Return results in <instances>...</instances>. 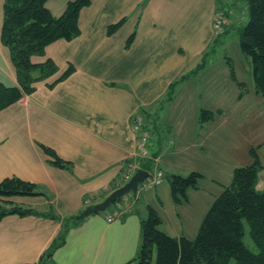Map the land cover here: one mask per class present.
I'll return each mask as SVG.
<instances>
[{
  "label": "crops",
  "instance_id": "1",
  "mask_svg": "<svg viewBox=\"0 0 264 264\" xmlns=\"http://www.w3.org/2000/svg\"><path fill=\"white\" fill-rule=\"evenodd\" d=\"M70 1L48 0L46 6L53 16L60 17ZM4 2L0 0V83L16 87L10 50L1 41ZM237 2L241 1L92 0L80 13L77 38L58 40L43 55L31 58L35 65L53 61L57 72L36 83L31 95L0 111V183L19 178L36 185L44 196L10 199L38 214L9 215L0 220V264H37L61 233L65 219L79 217L88 207L104 201L113 185H120L128 167L140 161L142 134L133 130V124L143 115V124L155 127L156 132L149 134L148 150L158 152L155 164L164 178L199 172L204 176L202 182L209 180L224 189L228 186L222 180L233 177L237 164L224 166L223 161L239 143V127L235 132L221 131L213 146L212 134L204 132L211 121L202 125L200 113L207 109L226 119L219 107L228 99L224 83L230 82V74L225 68L234 61L226 53L224 66L223 58H217V46L224 45L223 35L240 22L234 11ZM223 3L233 13L229 23L216 33L213 22ZM119 23V29L108 34L109 27ZM133 34L134 41L128 47ZM209 52L206 65L194 73ZM242 56L243 52L239 53L238 57ZM246 62L249 66L244 70L249 81L252 75L254 84L253 66ZM70 67L71 75L57 82ZM184 76L188 77L180 80ZM236 76L246 92L241 98V88L233 82L232 102L238 108L246 104L241 112L253 121L256 105L261 110L264 105L254 85L251 90L245 78ZM176 81L169 99L167 93ZM203 99L207 100L204 104ZM45 148L69 163V169L52 165L53 158ZM262 184L260 180L259 189ZM162 185L146 201L147 206L159 203L162 214V195L171 200L173 208H184L185 213L193 196L206 198L188 193V201L178 205L171 189ZM208 196L209 202L200 208L199 215H190L191 223H183L181 211L176 212L175 232L170 236H197L210 203L217 198L211 191ZM134 198L125 197L112 207L114 212L90 215L73 225L65 244L55 251L53 263L138 264L135 258L141 248V223L146 213ZM159 213L161 227L166 228Z\"/></svg>",
  "mask_w": 264,
  "mask_h": 264
},
{
  "label": "trees",
  "instance_id": "2",
  "mask_svg": "<svg viewBox=\"0 0 264 264\" xmlns=\"http://www.w3.org/2000/svg\"><path fill=\"white\" fill-rule=\"evenodd\" d=\"M47 1L5 0L4 2L1 41L10 50L18 86L6 87L0 83V111L19 102L24 96L31 95L35 91L36 83L48 79L57 72V66L53 61L48 60L43 64L35 65L31 58L43 55L46 48L58 40L72 41L77 38L81 33L80 13L92 3V0L70 1L63 15L55 17L47 8ZM245 1L249 5L250 17L248 24L240 30V48L243 54L252 60L255 93L264 99V0ZM226 6L227 3H223L220 10H227L229 14L230 10ZM120 26L121 23L110 26L108 34H114ZM134 38L135 34L129 38L128 47L133 43ZM210 55V52L205 54L203 62L194 73L206 65ZM72 72L73 68L70 67L57 82L66 79ZM187 77L184 76L180 80ZM232 79L241 88L242 98L246 86L237 81L234 67ZM179 81L171 85L167 98L172 97ZM141 117L144 118V115ZM214 118L213 111L201 110L202 125ZM147 123H144L145 130L153 135L156 132L155 127L152 125L148 128ZM158 137L160 140L161 136ZM45 151L53 158L52 165L69 169V163L59 159L50 149L45 148ZM151 151V158L141 163L142 169L149 173L153 172L156 166L155 159L158 154L152 149ZM250 153L254 159L253 163L234 170L231 184L216 198L194 239L185 236L177 238L162 231L160 227L163 219L160 213L153 206H148V216L141 223L142 243L135 261L138 264H152L156 255L155 264H230L232 259L235 260V264H264V189L258 187L264 166L256 149H251ZM203 177L199 172H192L187 176L176 174L168 176L175 204L187 202L188 191L198 189ZM120 187L122 185H113L108 193ZM38 196H44V193L30 182L15 177L3 180L0 183V220L9 215L38 214L34 209L15 204L10 200L14 197ZM53 218L61 220L58 216ZM244 220L247 221L251 237L259 249L257 254L251 252L243 241ZM80 221L78 217L65 219L61 233L37 264H54L52 259L55 251L65 244L71 227Z\"/></svg>",
  "mask_w": 264,
  "mask_h": 264
},
{
  "label": "rangeland",
  "instance_id": "3",
  "mask_svg": "<svg viewBox=\"0 0 264 264\" xmlns=\"http://www.w3.org/2000/svg\"><path fill=\"white\" fill-rule=\"evenodd\" d=\"M239 1H241V2H237L236 10H234V11H235V15H238V18H239L238 21H240V22L238 24H235V26L233 28H230L229 33L227 35H225V34H224L225 36L223 35L224 41H225L224 45L220 43L217 46V58H221V57L223 58V60L225 61L224 66H226V63L228 61V59H226L224 57L226 53L229 54V56L232 57L233 61H234V65H229V66L227 65L225 68L226 71H228V72H226V74H230L229 75L230 82L225 81V83H224L225 95H226V97H228V99H227V101L223 102L222 105L219 107L220 110H223L227 116H226V119H224V118L220 117L221 116L220 114L218 115V113L215 112V119L209 123V126L206 127L204 132L206 135L212 134L211 143L213 144V146H215L216 141L218 140L221 131H224V133H225L227 130H233L235 132L236 127L237 128L239 127V130L236 133V137H238L239 143H237V145H235L234 153L230 152V153H228L229 154L228 157H225V159L223 161V165L224 166H226V165L231 166L233 163L237 164L236 165L237 167H244V166L251 165L253 163L254 159H253L250 151H251V149L254 148L257 150V153L260 157L261 163L264 166V113H263L264 108H262V110H261L259 108V106L256 105L255 119L253 121L249 122L247 120V118L245 117L244 113L241 112V110L245 109L247 105L242 104V106H240L238 108L235 106V103H233L232 99H231L233 87H235V86H233L234 85L233 82H235V81L232 79V68L233 67H234L235 74H238V78H240V79L245 78V81H246L248 87L251 88V90L253 89V85H254L252 82V75H251V79L249 81V77L244 70L245 65H247V69L249 66V64L246 62V60L250 61L251 65H252V60L249 57L245 56L244 54L242 56L243 58L238 57L239 53L242 52L241 48H240V30L248 24L249 17H250L248 3L245 0H239ZM235 3H236V0H235ZM228 23H229V20H228ZM240 55H242V54H240ZM255 94H253V95H255ZM258 99L261 101V105L263 107V105H264L263 97L259 96ZM206 102H207V100L203 99L202 104H204ZM205 106H207V105H205ZM237 118H239V120ZM236 120L239 121L238 124H237ZM203 156L205 157L206 155H203ZM208 172H210L209 169H208ZM224 173L226 174V177H227V175H228L227 170H224ZM227 180L228 179H226V180L223 179L222 180L223 184L230 185V183L233 180V177H231L228 181ZM260 180H261V183H263L262 184V190H263L264 189V169L260 173ZM162 184L166 185V187H169L171 189L170 182H169L168 178H164ZM160 187L157 186V187H154L152 189L141 190L137 196L138 205L140 207H142L141 208L142 211L143 210L145 211L146 218L148 216V206L146 204L147 197L150 196L152 193H154V191H156V189L157 188L159 189ZM199 187H200V189L198 191L196 189H190L188 191V193H190L189 195H191L192 193H195L194 195H206V198L198 199V198L193 196L192 205H190V206H188V208H186L187 213H185L184 208H182V209L181 208L180 209L179 208H173L176 206L174 204H171V200L169 202L163 195L161 196V198L163 199L164 204H165L163 214H162V211H160V209H159V207H160L159 203H156V202L150 203L151 206H153V207H154V205L158 206V207L155 206L156 209L159 212H161L162 216L165 219V227L166 228L160 227L161 230L164 228L165 230H167L169 232V235L174 234L175 231H174V227L172 226V224H173V222L174 223L177 222L176 212L181 211L182 216H183V218H182L183 223H186V221L190 222V220H189L190 215H191V217H196V215H199L200 208H202L204 204L207 206V203L209 202V201H207V197H209L208 192L211 191L214 194H216V197H218L220 194H222L223 189H224L223 186H221L223 188L222 189L219 184L218 185L213 184L209 180L206 182L200 181ZM216 190H218V193H215ZM129 199L131 201H133L135 198H134V196L130 195ZM184 203H186V202H184ZM212 204L213 203H210L209 206H212ZM175 209H179V210H175ZM110 212H114L112 207L107 210V213H110ZM243 224H244L243 241H244L246 247L251 252H253L255 254L259 253V249L255 245V243L251 237L250 228H249L247 221L244 220ZM155 263H156V255H154V258L152 261V264H155ZM230 264H235V260L232 259Z\"/></svg>",
  "mask_w": 264,
  "mask_h": 264
},
{
  "label": "built area",
  "instance_id": "4",
  "mask_svg": "<svg viewBox=\"0 0 264 264\" xmlns=\"http://www.w3.org/2000/svg\"><path fill=\"white\" fill-rule=\"evenodd\" d=\"M229 14H232V11H229ZM228 12L227 10H220L216 13L215 18H214V30L216 33H219L220 31L223 30L224 26L226 24H228ZM143 119L141 117L136 118L134 124H133V130L135 132H140L142 134L141 139L138 142V146H139V162L138 163H134L131 166L128 167V169L126 170L125 174L123 175V178L120 182V185H125L126 183H128L131 178L133 177V175L141 169V163L144 160H148L151 158V153L148 150V139H149V133L144 129H143ZM164 180V173L162 172V170L158 169L157 166L154 167L153 172H150L149 177L139 186V190L143 189V190H148V189H152L154 187H157L159 185L162 184ZM119 218L118 216H115L114 218H109V221H114L115 219Z\"/></svg>",
  "mask_w": 264,
  "mask_h": 264
},
{
  "label": "water",
  "instance_id": "5",
  "mask_svg": "<svg viewBox=\"0 0 264 264\" xmlns=\"http://www.w3.org/2000/svg\"><path fill=\"white\" fill-rule=\"evenodd\" d=\"M150 173L147 170H138L131 180L124 186L110 193L101 203L95 204L92 207H88L79 217L78 220H83L90 215H97L99 213L106 212L112 205L117 204L120 200L126 196L137 197L139 186L149 177Z\"/></svg>",
  "mask_w": 264,
  "mask_h": 264
}]
</instances>
